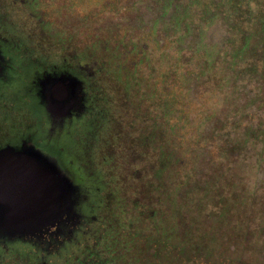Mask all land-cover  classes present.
Returning a JSON list of instances; mask_svg holds the SVG:
<instances>
[{
    "label": "flooded vegetation",
    "instance_id": "flooded-vegetation-1",
    "mask_svg": "<svg viewBox=\"0 0 264 264\" xmlns=\"http://www.w3.org/2000/svg\"><path fill=\"white\" fill-rule=\"evenodd\" d=\"M6 1L11 7L25 11L27 20L22 25L23 33L18 36L15 31L21 29L17 26V29H12L7 15L0 12V117L4 118L6 113L13 115L10 122L0 118L5 129L1 125L0 128L15 134L12 139L0 138V159L8 158L13 152L25 153V159L31 157L30 153L36 154V157L45 156L68 180L70 192L68 210L56 219L48 223L36 222L33 228L0 229V264H169L177 219L167 216H172L174 211L177 213L178 209L170 200L172 193L161 192L160 173L168 169L173 157L161 160L152 171L153 181L150 180L145 188L147 206L135 200L134 205L137 207L139 204L141 209L139 217L125 223L113 214V210L120 206L118 196L124 192L125 181L122 168L123 163L128 161L123 155L120 158L109 153L100 157L96 155L98 163L108 165L109 172L114 175L106 181L98 169L95 171L97 165L92 160L93 156L88 154V160L82 159L88 162L87 173L84 163L71 155L67 144L70 140L73 146L88 145V153L94 144L101 149L109 145L119 146V134L115 132L120 128L115 123L116 118H113L116 112L100 78L105 72L112 75L111 78L120 86H123L120 81L124 77L132 82L137 65L147 57L144 49H138L134 44L117 45L120 31L125 29L123 18L126 14L142 10L147 13V18H161L169 10L160 6L147 8L145 1L156 6L160 0H106L101 12L90 14L75 11V0ZM126 3L132 12L126 9ZM96 13L98 16L101 13V18L117 20L114 27H106L105 32L98 30L94 35L102 39L105 34L117 30L118 37L114 38L116 42L112 46L115 49L111 50V55L115 64L123 66V76L112 73L116 69L107 66V53L102 47L99 55L90 52L91 47L96 49L95 46L100 44L94 42L95 37L88 45L91 33L88 18H94ZM57 18L68 21L75 18L76 22L66 32L53 21ZM32 22L38 30L35 34L26 32ZM56 26L64 34L58 39L53 36ZM111 34H114L113 31ZM18 37L19 40H16ZM109 40L112 39L104 44ZM117 46L121 47V58ZM128 66L132 71L125 69ZM22 83L23 90L19 93ZM20 104L25 106L19 108ZM135 109L136 112L143 111L146 113L144 116L152 120L148 125L151 133L143 136L150 141L157 134L160 124L155 122L154 116H150L147 108ZM35 111L42 113V120L37 118ZM28 117H31L32 124ZM75 129L80 131L79 136H73ZM101 149L98 148L97 153ZM137 186L129 189V195L134 199L143 189ZM123 194L126 195L125 192ZM178 207L184 206L179 204ZM143 223L145 229H141ZM184 223L183 226H186Z\"/></svg>",
    "mask_w": 264,
    "mask_h": 264
},
{
    "label": "rangeland",
    "instance_id": "rangeland-1",
    "mask_svg": "<svg viewBox=\"0 0 264 264\" xmlns=\"http://www.w3.org/2000/svg\"><path fill=\"white\" fill-rule=\"evenodd\" d=\"M174 1L176 3L183 1L185 4L187 0ZM174 1L169 0V3L174 6L176 4ZM215 1L217 2L218 0H205V2L211 3H215ZM145 2L147 8L158 6V4L154 6L148 1ZM105 3L106 0H75L74 9L77 12H82V14L84 12H88V14L95 13L96 11L101 12ZM128 5L126 3V9H129ZM200 8L199 5H192L190 7L192 10L191 18L184 20L179 27L180 32H186V25L191 30L190 36H184L183 41L185 46L180 45V47H185L189 51L188 48L193 44L194 40L199 41L204 36L202 39L205 47L201 53H206V50L215 52L217 45H222L221 48L225 47L223 46V39L228 38L226 36L225 24L218 19L215 21H209V18L203 19V13ZM129 10L132 12V8ZM172 11H174V8ZM172 11L170 12L169 10L160 19L158 17L159 25L156 36V39L159 41L158 45L148 35L141 39L142 41L140 42L142 43L140 44L143 45L142 47L147 45L144 47V55L147 56V59L143 58L137 65V72H135L132 82L126 77H124L123 81H120L125 90L123 86H120L116 80L111 78L112 75L109 76L104 72L102 78H100L104 91H108L111 98L110 105L112 104L116 112L113 118H116L115 123H118V128H120L119 131L115 132V134H119V146L115 148V146L109 145L101 149L100 146L94 144L90 147V152L88 153V145L76 144V146H73L74 143L67 140L68 149L74 158L84 163V170L87 173L88 162L85 163L83 160H88V154L93 156L92 160L97 165L95 166V171L98 169L106 181L110 180L109 178L114 177V175L109 172L108 165L102 166L100 161L98 163L96 155L100 157L105 153H109L119 158L123 155V158L130 162L123 163L124 166L122 168L123 181L125 180L123 186L126 195L123 192L122 195L118 196L120 206L114 207L113 210V214L123 219L126 223L127 220H136L139 217L141 209L139 204L137 207L134 205L135 200L140 201L141 204L148 202L145 188H147V183L151 180L152 171L158 167L161 160L173 157L172 145L178 143L182 150L180 149L177 156L173 158V162L169 165L168 169L160 173L162 179V189L160 190L163 193L166 191L172 193L169 195L171 197L170 200L171 202L173 201L176 209H178V214L174 211L172 216L170 214L167 216L170 219H177V227L174 229L176 236L171 248L172 257L168 260V263L264 264V159H262V155L260 154L262 150L264 151L263 143L254 140L251 143H247L244 147H235L234 149L231 147L236 138L242 137L237 136L239 135L237 134L238 128L236 131L232 130L235 124H240L244 128L248 125H255L258 122V118L264 115V105L259 101L253 102L255 99L253 88L257 83L248 79H236L235 76V79L230 81L231 83L227 88L224 87L227 91L226 95H224L223 90H220L218 98L215 97L214 99L210 97L213 94L211 93L212 87L215 89L219 83L225 86V80H221L223 52H220V55L213 56V63H215L214 70L220 72L219 79L218 81L214 79L215 83L212 82L213 84H210L209 93L204 92L207 81L195 82L197 84H193L192 86L194 95L192 99L194 100L193 103L188 105L189 108L182 111L185 115H180L181 112L167 113V110L170 109V96L164 94L166 97L163 96L162 98L159 90L153 89L156 86L155 82L159 76V70L167 69L169 71L170 78L167 81V85L174 83V80L179 81L181 73L185 74L186 71L180 65H173L174 61L172 57L174 54L176 55L175 49L177 47L173 48L170 43H167L165 35L163 36V27L165 31L170 30L169 33H174L176 30L170 26ZM0 12L7 15L10 20L9 22L12 24L10 25L11 28L13 27L12 29L15 30L17 27L21 29L19 30L20 33H18V30V32L15 31L20 36L23 33L22 25L27 20L25 18L27 16L25 11L19 7H11L6 0H0ZM97 13L94 15V18H88V29L91 31L88 35V45L90 44V39H94L95 37L94 42L100 44L95 46L96 49L91 47L90 52L99 55L104 50L107 53V66H113V69H116L112 73L123 76L124 73L121 72L123 66L115 64V60L111 55V50L115 49L112 45L115 44V39L118 37L116 34L118 33L117 30H112L114 34H111L112 31L105 34L104 38L101 36L102 39H98L94 35L98 30L105 32L103 30L106 27H114L117 24V20L101 18V13H99V16ZM130 14L132 15L126 14V18H123L125 29H121L117 45H133L134 37H139L143 31L142 28L145 26L144 32L147 33V30L154 23L153 19L155 18H147V13L142 12V10L139 13L135 11V13L132 12ZM75 20V18L69 21L68 19L57 18L53 21L60 29L68 32L73 23L76 22ZM32 23L33 25L30 23L27 26L26 32L35 34L38 30L34 22ZM57 26L54 28L53 36L58 39L64 34ZM175 34L171 37V40H175ZM108 39L112 40L104 44ZM16 40H19V37ZM117 47H119V57L121 58V55H123L121 47ZM192 52L194 51L182 52V59H184L185 55L187 56L191 53L187 57L189 60ZM262 52V49H260L259 54L262 55ZM257 60L259 61V59ZM257 60L255 61L257 62ZM185 63L189 64L188 62ZM238 63L241 65L242 70L244 68L242 65L254 64V59L249 56L245 62L239 61ZM169 64L172 65L170 66ZM259 64L261 65V63ZM192 65L196 67L195 64ZM192 65L191 67H193ZM187 67L190 69V66L187 65ZM125 69L130 70L131 68L128 66ZM237 71L240 72V69L237 68ZM208 77L210 76L208 75ZM203 82L205 83L201 86L200 84ZM22 86H24L23 83L20 84L19 93L23 90ZM262 87V91H264V84ZM177 91L178 89L176 88L175 92ZM155 92L159 94L160 98L158 95H155ZM183 92L185 96L187 90ZM226 97L228 98L227 104L223 102ZM138 98L141 99L139 100ZM23 105L25 106V104H20L18 107L23 108ZM177 107L180 108V106ZM135 108H147L150 116L156 118V121H154L160 124L159 129L156 131L157 134L153 138L151 137L150 141H146L143 136L151 133L148 125L152 120L148 119V117L146 118L144 116L146 113L143 111L136 112ZM35 112V115H38L37 118L42 120V113L39 111ZM3 117L0 118L3 120L7 119L10 122L13 115L6 113L3 114ZM206 117L208 120L205 123ZM28 120L32 124L31 117H28ZM9 122L8 124H10ZM193 122L194 124H192ZM0 125L3 126L1 123ZM79 135L80 131L75 129L73 136ZM198 135H200L201 139L205 138L204 143L188 146L192 141L195 143L201 141V139L197 140ZM14 137L15 134L13 132H6L0 128V138L12 139ZM222 140L223 142H220ZM220 143L229 147V151L224 149L225 153L223 155L218 149ZM93 147L95 151H91ZM228 147H226L227 150ZM98 148L101 151L99 150L97 153ZM114 148L115 151H113ZM236 165L240 166V171L242 172H246L248 168L254 167L250 171L254 172L244 179V182L249 187L248 190L253 193V195L250 194L253 198L252 203L245 209H242V211H235L231 217L227 215L223 218L215 217L214 214L220 208L219 201L221 196L231 198L232 200L237 196L234 185L237 183L235 178ZM73 167L76 168L75 166ZM189 174H191L190 178ZM253 174H257V181H255V175L252 176ZM245 175L241 176V178L243 179ZM138 184L139 186H137ZM135 186L143 189L140 193L136 194L134 199V197L129 195V189L135 188ZM179 204H183L184 207L177 208ZM177 216L180 217L178 218ZM143 219L147 218L143 217ZM181 221L185 222L186 226H183ZM143 226H145V223H143L141 229H145ZM258 228L263 229L262 231H256ZM141 235L144 236L145 233Z\"/></svg>",
    "mask_w": 264,
    "mask_h": 264
},
{
    "label": "trees",
    "instance_id": "trees-1",
    "mask_svg": "<svg viewBox=\"0 0 264 264\" xmlns=\"http://www.w3.org/2000/svg\"><path fill=\"white\" fill-rule=\"evenodd\" d=\"M158 1V0H157ZM174 1V0H173ZM220 1V2H219ZM175 2V1H174ZM158 3V2H157ZM176 3V2H175ZM192 5H199L201 8V11L203 13V19L209 18V21H215V20H221L225 24L226 29V36H228L227 39H223V48L222 45H217V49L215 52H211L206 50V53H201V51L205 47V43L203 42V37L200 38L199 41L193 42L192 45L189 46L188 50H186L185 47H180V45L185 46L184 43V36H190V27L186 25V32H180L179 27L183 23L184 20L191 18L190 15L192 13V10L190 7ZM158 6H160L162 9H168L172 6V4L169 3V0H160L158 3ZM174 8V11H172ZM170 12L172 11V17L170 21V26L172 28H175L174 33H169V31H165L163 27V36L165 35V38L167 40V43H170L173 48L175 46L177 47L175 49L176 55L172 57L175 66H182L183 70L185 71V74H182L179 76V81L174 80V83H171L170 85H167V81L169 80V71L167 69L165 70H159V78L157 77L155 82V87L153 89H158L161 93V96L163 98L164 94L167 96H170V109H168L167 113H180V115L183 114L182 111H184L186 108H189L188 105L190 103H193V91L192 86L193 84H197L195 82L200 83L201 81H207V83L203 82L200 84L201 86L205 83V90L207 94L209 93V86L210 84H213L216 79L218 81L219 79V71L214 70L215 69V63L214 62V55H220V52H223V60H222V78L221 80H225V86L221 83L217 84L216 88L211 89V93H213L210 97L218 98L220 96V90L224 91V95L227 94L226 89L227 86L231 83L230 81L235 79H248L252 82H256V86L253 88V95L255 97L254 101H259L264 105V91L263 84H264V0H218L215 3L211 2H205V0H187L185 1V4L183 1H179L174 6H172L170 9ZM160 19V18H159ZM153 24L147 30V33H145V26L142 28V32L139 35V37H134L133 44L136 46V48L143 50V45L140 44L142 42L141 39H143L146 35L152 38L154 43L156 45L159 44V41L156 39L157 36V28L159 25L158 18L153 19ZM172 24V25H171ZM171 28V29H172ZM170 29V27H169ZM188 31V32H187ZM145 33V35H144ZM149 33V34H148ZM176 33V34H175ZM175 34V40H171V37ZM138 38V39H137ZM187 47V46H186ZM262 49V55L259 54V50ZM192 52V55L190 56V59L188 60V56L191 54L185 55L184 59H182V52ZM216 53V54H215ZM251 57L254 59V64L250 63L248 65H242L244 68L241 70V65L238 63L239 61H246L248 57ZM203 57V60H202ZM216 57V56H215ZM147 59V57L145 58ZM259 59V61L257 60ZM257 60V62L255 61ZM184 61V62H183ZM185 62H188L189 64H186ZM193 62V63H192ZM248 62V61H247ZM258 63H261L259 66ZM192 64H195L193 66ZM170 66L172 64H169ZM188 66H190V69H188ZM191 65L193 67H191ZM237 68L240 69V72L237 71ZM137 72V70H136ZM208 75L210 77H208ZM207 78V80H206ZM169 83V82H168ZM215 83V82H214ZM198 87H200L198 85ZM208 87V88H207ZM169 88V89H168ZM178 89L177 92H175V89ZM187 90V94L185 96L183 95V91ZM144 92H146L144 90ZM155 95L159 94L155 92ZM166 97V96H164ZM160 98V97H159ZM210 99V98H209ZM228 98L226 97L224 99V103L227 104ZM220 102V101H219ZM177 106H180L177 107ZM261 107V106H260ZM263 108V107H261ZM264 110V108H263ZM215 114V112H213ZM209 115V114H208ZM207 117L205 119V123L207 121ZM194 124V122L192 123ZM253 124V123H252ZM237 131V136H242L241 138H236L235 141L231 144V147L234 149L235 147L240 148L244 147L247 143H251L254 140H258L261 143H263V149H264V115L262 117L258 118V122L255 125H248L244 128V126H240V124H235V127L232 128L233 131ZM259 128V129H257ZM242 129V131H241ZM200 135H198L197 140H200ZM220 140V139H219ZM205 141V138L201 139V141H198L195 143L192 141L191 144L188 146H193L194 144H203ZM220 142H223L220 141ZM176 143V142H175ZM228 146H224L222 143L219 145V150L221 154L223 155L224 149L226 151H229L227 148ZM180 149L178 143L172 145V154L173 158L177 156ZM262 155V159H264V151L260 153ZM261 159V160H262ZM254 167H250L247 169L246 172L240 171V166L236 165V172H235V178L237 183L234 184L237 191V196L235 199L226 198L221 196L220 197V208L218 212H216L214 215L215 217H225L234 215L235 211H242V209H245L250 203H252V196L253 193L248 190V185L244 182L245 177L247 178L248 175H251L253 172H250ZM244 176L242 179L241 176ZM255 175V181L257 174ZM188 176V175H187ZM191 177V174H189V178ZM264 182V181H263ZM254 186V185H252ZM251 187V186H250ZM235 191V192H236ZM231 219V218H230ZM263 228H258L256 231H262Z\"/></svg>",
    "mask_w": 264,
    "mask_h": 264
},
{
    "label": "water",
    "instance_id": "water-1",
    "mask_svg": "<svg viewBox=\"0 0 264 264\" xmlns=\"http://www.w3.org/2000/svg\"><path fill=\"white\" fill-rule=\"evenodd\" d=\"M23 154L13 152L8 158L0 159V229L3 230L48 223L69 207L70 183L53 161L31 153L25 159Z\"/></svg>",
    "mask_w": 264,
    "mask_h": 264
},
{
    "label": "bare ground",
    "instance_id": "bare-ground-1",
    "mask_svg": "<svg viewBox=\"0 0 264 264\" xmlns=\"http://www.w3.org/2000/svg\"><path fill=\"white\" fill-rule=\"evenodd\" d=\"M2 67V66H1ZM3 71V70H2ZM21 72V71H20ZM3 73V72H2ZM7 73V72H6ZM8 76V75H7ZM6 77V76H5ZM1 78H2V76H1ZM5 80V79H4ZM20 80V79H19ZM10 82V81H9ZM33 82H34V80H33ZM83 110H84V108H83ZM73 113V112H72ZM52 114V113H51ZM77 114V113H76ZM58 120V119H57ZM62 120V119H61ZM70 122V121H69ZM42 126V125H41ZM41 130V129H40ZM48 130H49V128H48ZM62 132V131H61ZM54 135V134H53ZM27 136V135H26ZM29 136V135H28ZM29 137H31V136H29ZM35 138V137H34ZM45 139V138H44ZM50 140V139H49ZM61 140V139H60Z\"/></svg>",
    "mask_w": 264,
    "mask_h": 264
}]
</instances>
